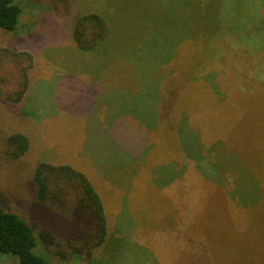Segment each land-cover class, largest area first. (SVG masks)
Returning <instances> with one entry per match:
<instances>
[{
	"label": "rangeland",
	"instance_id": "rangeland-1",
	"mask_svg": "<svg viewBox=\"0 0 264 264\" xmlns=\"http://www.w3.org/2000/svg\"><path fill=\"white\" fill-rule=\"evenodd\" d=\"M136 1L140 0H26L30 9L25 12L19 31L13 33L0 28V191L3 193L5 206L10 211L20 213L29 222H37L32 215V209L37 204L34 180L37 168L42 163L68 164L80 171L83 170L86 177L96 185L101 196L104 194L106 197H111L110 205L119 208L118 216L130 222L129 211L125 207L126 199L129 204L132 197V193L128 191L140 190L142 195L152 199L154 196L153 191L149 189L150 182L142 186L144 188L141 190L137 184V175L116 178L115 175L110 174L107 180L98 173L100 172L96 170L98 167L93 164L94 161L86 151L85 154L79 153L74 138H80L83 133L85 145L87 143L88 147L92 146L95 156L98 157L97 146L93 145L90 136L94 134L93 125L99 120V110L102 115L107 114L111 104L117 108L118 99H130L128 104L130 105L132 99H139L135 94L131 96L134 89L141 88L142 92H146V99L150 102V107L149 105L146 107L150 113L147 122L151 125L148 128L152 129L154 140L148 150V161L140 163L139 179H149L150 175L154 181L163 180L164 186L170 183L169 192L175 194V197L178 196L177 200L182 202L179 211H183L185 218L190 219L194 224L192 227L187 226L188 228L185 229L187 234H184L185 231L180 232L179 240L154 245L160 253L161 262L163 264H264V226L261 227L255 222L243 225L239 223L240 220L236 221L233 213L230 212L235 203L231 200L232 194H226L224 188L215 186L211 180L206 181L200 175L195 177L193 172L196 169L191 170L189 175L184 174L183 163L178 161L185 157L184 152L188 147L190 151L201 153L200 143L203 144L204 140L214 138L211 134L218 131L212 132L211 125L218 130L228 121L232 112L230 99H234L233 102L241 107V120L237 121L238 125L234 122L230 128L227 126L232 138L243 141L242 120L245 121V126L248 121L249 128L254 132L264 134V120L260 121L264 112L261 106L263 96H247V92L242 90L238 98L226 99L227 95L220 86L228 85L226 82L228 76L221 77L227 73L224 69L211 70V65L208 66L209 70L217 71L218 77L211 75V79H208L203 70H199L198 75L196 71L192 74L195 80L198 76V80L200 79L205 85L197 82L188 90V81L183 82L179 79L173 80V83L170 81L172 83L170 86L171 83L168 82L170 75L177 70L183 73L185 70L182 64H178L177 69L171 67L167 69L168 65L165 64L169 56L181 53L179 41L183 37H188V33H184L186 23L189 22L186 18L196 20V26L191 29V33L198 35V16L187 17L168 8V15L164 16L162 21L164 39L159 41L158 37L154 36H148L147 39L137 37L141 40V47L132 48L134 34H138L137 31L142 27L130 24L131 21L142 19L152 31L154 24L150 19L159 14L155 11H150L147 15L142 14L147 12V9L142 8L143 3L140 4V8L131 7V2ZM174 1L179 9L183 8V0ZM224 1H226L225 10L227 6L231 7V10H226L229 15V18L226 17V22L229 25L224 24L231 27L232 20H238L241 23L240 30L237 33L235 31L229 33L222 24V30L225 31L223 37L221 34H215V29H206L204 31L206 35L211 32V35L222 37L208 43L206 48L201 50L202 54L201 51L196 56L194 53L184 52L183 56L196 66L201 59L199 55L207 51L211 61H217L216 57L223 55L232 60L230 65L233 71L252 73L256 68L253 56L257 58L259 56L260 63L264 64V37L261 47L257 48L258 46L254 45L264 36V0H239L242 1L243 6H237L233 0ZM256 2L259 7L258 13ZM192 9L194 12L196 9L198 11V6L194 5ZM212 10L215 9L211 7ZM99 11L103 13L108 24V38L113 44H108L111 49L108 47L100 51H111L80 54L79 50L69 43L73 38L71 18ZM248 15L252 16L248 18ZM257 16L262 19L261 22L258 21ZM200 19L208 20L209 17ZM246 19L251 21L249 26L246 25ZM120 21L125 24L120 25ZM258 22L261 24L260 27H256ZM126 24L129 29L126 28ZM144 25L145 23L142 26ZM170 31H175V36ZM130 43L133 51H138L143 57L133 55L134 61L130 60L129 55L126 54L130 51V47H127ZM122 49L125 52H121ZM21 52L30 53L33 57L32 67L28 72L30 83L28 94L26 93L22 100L14 102L10 100V96L19 89L23 81L21 69L27 63V59L19 62V57L14 55ZM112 59H115V64L107 65ZM173 59L174 57L172 61ZM174 62L176 63V60ZM218 62L223 67L229 66L227 64L229 61ZM186 74L191 76L189 72ZM230 78L233 84L238 83V86H241L244 76L237 78L231 74ZM109 82L116 85L114 88L120 89V93L115 91L117 99L102 87ZM209 82L219 85L221 96L218 98L225 97L221 104L216 103V99H211L213 95L207 88ZM176 85L181 88H177ZM171 100L174 111L170 116L175 128L171 124L166 126L167 123H163ZM132 108L129 107L130 110ZM186 109L191 111V115L185 114ZM86 118H89L87 127ZM179 124L180 130L189 138L190 146L186 140L185 146L181 143ZM16 133L25 135L29 140V149L20 158H14L15 147L9 142L11 135ZM246 148L250 151L247 155L252 162L256 157L255 152L262 151L260 145L255 146L253 143L251 146L247 143ZM173 154L175 158L177 155V160L174 158L176 163L169 160ZM257 157L262 159V154ZM114 184H121L124 191L121 192L119 188L113 186ZM142 200L146 202L144 197ZM151 208L149 204L142 211L151 214ZM133 210H136V205L132 207ZM261 215L264 217V211ZM112 226L114 230L113 223L110 224V227ZM159 234L155 233L156 236ZM182 234L188 237L184 241L181 240ZM116 241L106 245L97 256H92L85 264H108L110 255L116 254L114 250ZM153 242L146 244L153 247L155 241ZM130 243L133 246V255L128 259L134 264H144V248L147 246L144 244L145 241L133 235ZM185 244L187 248H183ZM207 248H210L211 252L202 255ZM17 259V256L0 253V264H14ZM157 260L160 264V260Z\"/></svg>",
	"mask_w": 264,
	"mask_h": 264
},
{
	"label": "trees",
	"instance_id": "trees-1",
	"mask_svg": "<svg viewBox=\"0 0 264 264\" xmlns=\"http://www.w3.org/2000/svg\"><path fill=\"white\" fill-rule=\"evenodd\" d=\"M183 1L184 6L182 9L176 6L174 0H166L165 2L160 0H140L139 2H131L132 8H140V4L143 3L142 8L147 9V12L142 13L144 15H147L150 11L159 13L156 17L150 19V22L154 24L152 31L147 27V22L142 19L131 21L130 24L142 27L137 31L139 32L138 34H134L132 48L133 46L141 47V40H138L137 37L147 39L148 36H154L158 37L159 41L164 39L162 21L164 16L167 17L168 15V8L174 9L173 12L175 13L187 15V17L194 15L195 18V15H197L199 19L198 35L191 33V29L196 26V20L186 18L189 22L186 23V31L184 33H188V37H183L179 41V44L181 43L180 45L178 44L181 53L169 56L165 64L168 65L167 69L169 67L177 69V65L182 64L185 71L183 73L177 70L173 75H170L169 80L167 79L168 82L173 83V80L179 79L183 82L188 81L187 89L189 90L197 82L204 84L200 79L198 80V76L196 80L192 77L195 71L198 75L199 70H203L206 72L208 79H211V75L218 77L217 71L224 69L227 74L221 77L228 76L226 79L228 85H221L220 87L225 91L226 99L238 98L242 94V90L247 92V96H263L261 106L264 111V64L260 63L259 56L258 58L253 56L256 68L252 73L233 71L230 65L232 60L223 55L216 57L217 61H211V56L207 55V51L205 54L199 55L201 59H199V64L196 66L195 63L188 61L183 56L184 52L188 54L194 53V56H196L200 53L199 51L206 48L208 43L225 34V31L222 30V24L227 23L226 17L229 18V15L226 10H231V7L228 8L227 6L225 10L226 1L224 0ZM233 1L237 6L242 5V1ZM252 3L254 4V1ZM256 4L257 2L255 6L258 13L259 7ZM194 5L198 6V11L197 9L195 12L193 11L192 7ZM211 7L215 10L211 11ZM29 9L30 5L26 0L19 2L17 0H0V28L16 33L21 27V20L25 12ZM252 15L247 17L250 18ZM103 16V13L99 11L71 18L73 19L71 35L73 38H71L72 40L69 43L77 48L80 54L103 53L105 50L102 52L100 50L108 48L109 43L112 44V40L110 42L108 38V24ZM258 16L260 15L258 14ZM258 16L257 19L261 22L262 19ZM204 17H209V19H200ZM259 22L256 27L261 26ZM250 23V19H246V25L249 26ZM122 24L125 23L120 21V25ZM240 24L238 20H232L231 27L224 25L229 33L231 31L237 33L240 30ZM126 28H128L127 24ZM209 28L215 29V34H221L222 36L211 35V32L206 35L204 31ZM27 30L29 31L30 28L28 27ZM170 32L175 36V31ZM263 37H260V40L258 39L255 42L254 45L258 46L257 48L261 47ZM127 47H130V51L126 52V54L129 55L128 57H130L131 61H134L133 55L139 58L143 57L138 51H133L131 43ZM108 49L111 48L109 47ZM121 52H125L124 49ZM14 55L19 57V62L27 59L26 65L21 69L23 81L19 89L10 96L11 101L17 102L22 100L28 91L30 83L28 72L32 67L33 57L27 52L15 53ZM175 60L176 63L174 62ZM218 61L222 63L223 61H229L227 62L229 66L226 65L227 69H225ZM109 63L115 64V59L108 61L107 65ZM186 65L188 66L186 67ZM210 65L211 70L214 68V70H217L214 71L215 73L209 70L208 66ZM188 72L191 76L186 74ZM231 74L237 78L244 76L240 83L241 86H238V83L233 84L234 82L230 78ZM172 83L170 86H172ZM213 85L215 87H212ZM217 85V83L211 84L209 82V87H205L209 89V91H206L211 92V95H213L211 99H216V103L221 104L225 97L222 99L218 98L221 96V91L219 85L218 87ZM117 86L119 85L117 84ZM102 87L104 90L111 92V96L117 99L116 92L120 93V89L114 88L112 82L103 84ZM176 87L181 88L177 85ZM134 94L139 99H132L130 105H128L130 99H118L117 108L111 104L107 114L102 115L99 110V120H96V124L93 125L92 133L94 134L90 136L93 145L97 146L96 153L98 157L95 156L92 146L88 147L87 143L85 145L83 133H81L80 138L75 139V137L74 141L77 142L79 153L85 154L84 152L86 151L88 156L94 161L93 164L98 167L96 170L100 171L98 173L102 177L108 180L110 174L115 175L116 178L137 175L139 188L143 190L144 187L142 186H145L149 181V189L153 191L155 199L142 195L139 192L140 190L128 191V193H132V197L129 204L128 199L125 202V207L129 211L130 216V222H126L121 216H118L119 208L111 207V197H106L104 194L101 196L96 189V185L86 177L83 170L82 172L68 164L52 165L42 163L36 170V176H34L37 204L32 209V215L37 222H29L20 213L8 210L5 206V199L2 197L3 193L0 191V253L17 256L18 259L14 264H85L92 256H97L102 251L101 249L115 240H117L114 249L116 254L110 255L108 264H134L128 259L130 255H133V246L130 245V238L133 235L144 240V244L154 243L153 241H155L153 247L149 246V244H146L147 246L143 245L145 246L144 264H159L157 259L160 260V264H163L161 262L162 258H159L160 253L154 248V245L158 246L168 241H177L179 240L180 232H184L188 228L187 226L192 227L194 225L190 219L185 218L183 211H179V208L182 207V202L177 200L178 196L175 197V194L169 192L170 183L164 186L163 180L154 181L150 175L148 176L149 179H139L138 169L140 163L148 161V150L154 138L152 129L148 128L151 126L147 122L150 113L149 109L146 110V107L148 105L150 107V102L149 99H146V92H142L141 88H136L131 96ZM172 100L168 104V113L163 123H167L166 126L171 124L175 128L172 116H170L174 111ZM190 100L188 99V101ZM230 100L229 104L232 112L229 114L228 121L218 130L211 125L212 132L218 131L211 134L214 138L204 140L203 144L200 143L202 145L201 153L190 151L188 147L186 152H184L185 157L182 160L178 159V161L183 163L182 171L184 174L188 173L189 175L191 170L196 169L193 172L195 177L200 175L206 181L211 180V183L215 186L224 188L226 194H232L233 199L231 200H234L235 203L230 212L233 213L232 215L236 221L240 220L239 223L243 225L255 222L262 227L264 226V217L261 215L264 211V134L254 132L249 128L248 121H246L245 126V121L242 120L243 141H237L236 138H232L228 129L234 122L238 125L237 121L241 120V107L238 103L233 102L234 99ZM129 107H133L132 110ZM186 110L185 114L191 115V111L189 109ZM89 118H86V127ZM260 118H262L260 121L264 120V112ZM228 122L231 124L227 125ZM179 131L182 135L180 136L182 138L181 143L185 146L186 140L190 146L189 138L180 130V124ZM246 141L249 146L253 143V145H260L262 148L261 153L255 152L256 157L254 158L256 161L252 158L254 162H252L250 157L248 158L247 152L250 151L246 148ZM9 142L15 147L14 158H20L29 149V140L21 133L11 135ZM260 154H262V159L257 157ZM174 158L175 155L173 154L169 160L171 159L173 163H176L177 155ZM113 186L119 188L121 192L124 191V187H121V184H114ZM142 197L146 199V202L142 200ZM179 202L181 203L179 204ZM149 204L152 207L151 214L144 213L142 211L143 208ZM135 205L136 210L132 211V207ZM111 223L114 224V230H112L113 226L110 227ZM155 233L160 234L156 236ZM185 233L187 234V230ZM184 234H182L183 238L181 239L183 241L188 238ZM195 240L200 239L195 238ZM178 244L181 245L179 242ZM183 248H187V244ZM209 251L210 248H207L202 255Z\"/></svg>",
	"mask_w": 264,
	"mask_h": 264
},
{
	"label": "crops",
	"instance_id": "crops-1",
	"mask_svg": "<svg viewBox=\"0 0 264 264\" xmlns=\"http://www.w3.org/2000/svg\"><path fill=\"white\" fill-rule=\"evenodd\" d=\"M112 84H113V86H115L113 82H112Z\"/></svg>",
	"mask_w": 264,
	"mask_h": 264
}]
</instances>
